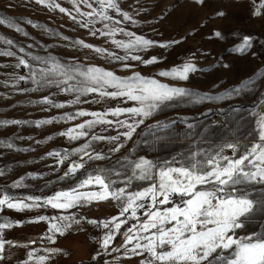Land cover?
I'll return each mask as SVG.
<instances>
[{"label": "snow or ice", "instance_id": "6c2138e0", "mask_svg": "<svg viewBox=\"0 0 264 264\" xmlns=\"http://www.w3.org/2000/svg\"><path fill=\"white\" fill-rule=\"evenodd\" d=\"M35 2L52 11L58 9L80 28L87 29L90 36L105 38L115 48L123 50L124 55L109 52L107 48L94 46L83 39L72 40L71 47L94 50L98 55L123 62L125 69L134 67L129 61L139 62L144 66L156 65L160 63L157 56L145 58L143 53L154 47L168 48L171 44L181 42L175 40L160 43L131 30L127 25L135 26L139 23L136 18L138 13L123 10L120 0H68L70 8L62 6L56 0ZM196 2L202 4L203 0ZM262 9L264 0L255 4L254 15L260 16ZM218 15L222 16L223 13ZM27 23L33 27H41L31 20ZM0 25H7L22 32L24 36L28 35L23 28L6 18L0 17ZM45 31L50 29L45 28ZM214 35L222 37L219 31ZM64 39L67 40L68 37ZM0 41L17 47L11 39L0 36ZM251 46V36H244L234 51L244 54ZM28 47L32 48L34 45ZM18 51L23 55L17 56L10 49H0V56L16 57L14 67L27 70L26 75L15 76V84L30 82L32 87L18 89L19 92L55 88L74 97L67 104L57 103L52 98L55 93L30 101L48 106L44 111L88 103L89 101L81 98L90 95L101 100L119 99L126 105L105 111L81 108L36 121L0 120V126L33 123L36 128H40L57 122L88 118L58 132L59 136L69 141L90 137L87 142L71 151L52 150L46 154L47 157L55 158L56 164L61 166L72 157H78L71 160L63 175L58 178L60 180L75 178L86 169L88 161L109 159V154L119 153L128 141L133 140L137 130L146 121L155 118L167 107L181 103L202 104L231 100L252 91L253 86L264 79V70H261L223 93L201 94L185 87L171 86L154 77H145L139 72L121 77L101 66H85L75 61L62 62L51 54L34 55L22 46ZM198 70L189 61L160 71L157 75L176 81H188L190 74ZM260 105H264V99L260 101ZM233 111L239 112L240 109L233 108ZM249 115L254 117L253 128L243 139L224 140L209 144L208 147L194 146L188 152L178 153L159 163L143 157L130 159L126 156L118 161L120 169L98 168L85 171L71 188L58 190L47 196L18 197L0 189V213L6 209L17 213L39 209L54 210L57 214L37 215L29 223H45L47 227L41 239L55 245L58 237H64L74 226H79L82 219H86L78 218L72 209L111 200L118 208L116 215L100 220H87L88 224L102 229L97 256L122 251L127 259L139 258L138 264H264V220H257V217L264 218V107L260 111L254 109ZM183 122L188 129H193L192 123L187 120ZM175 123L174 120L157 121L147 127L152 132L153 129H168ZM97 126H102L104 131L111 129L116 134H94L92 130ZM52 139V136L48 137V140ZM93 142H106L110 147L107 152L94 151ZM0 148L28 150L17 149L14 143L5 141H0ZM129 170L130 174H127ZM4 175L5 170L0 169V177ZM28 176L38 178L33 173H28ZM134 182L143 184L134 187ZM11 187H26L24 177L15 180ZM125 225L128 226L125 228ZM16 226H22V222L11 219L0 222V260L6 258V246L13 243L4 238L5 231ZM246 228L259 230L241 234ZM118 236L122 237V243L117 247L114 244ZM63 251L57 247L33 249L28 252L26 264H49L52 257ZM104 264H108V261Z\"/></svg>", "mask_w": 264, "mask_h": 264}, {"label": "rangeland", "instance_id": "374dc122", "mask_svg": "<svg viewBox=\"0 0 264 264\" xmlns=\"http://www.w3.org/2000/svg\"><path fill=\"white\" fill-rule=\"evenodd\" d=\"M56 2L66 8L71 7L68 0H56ZM259 2L260 0H255V3L253 0H203L200 4L196 0H120L123 10L138 13L136 18L139 23L135 26L127 25L131 30L160 43L181 41L179 44H171L168 48L154 47L143 53L145 58L157 56L160 63L144 66L139 62L129 61L128 63L133 64L134 67L125 69L123 62L98 55L94 50L79 46L71 47L72 40L83 39L94 46L105 47L109 52L124 55L123 50L115 48L105 38L90 36L87 29L80 28L58 9L49 10L43 5H38L35 0H0V17L19 25L28 33L24 36L22 32H17L7 25H0V36L13 40L17 45L12 47L0 41V49H10L20 56L23 54L19 53L18 48L22 46L34 55L51 54L62 62L75 61L85 66H101L121 77L139 72L145 77H154L171 86L185 87L201 94L223 93L232 86L253 77L258 71L264 70V9L261 10L260 16L254 15L255 4ZM221 12L223 15H218ZM28 20L41 27H33L32 24L27 23ZM45 28L50 31H45ZM216 31L221 32V38L214 35ZM244 36H251L252 46L246 53L240 54L234 49L242 42ZM64 37L68 39L65 40ZM28 45L34 47L29 48ZM189 61L199 70L190 74L188 81H176L157 75L160 71L169 70ZM16 63V57L0 56V120L36 121L50 119L81 108L88 111H105L109 108L126 106L119 99L101 100L97 96L90 95L81 98L89 101L88 103L44 111L43 109L48 106L30 101H37L45 95L55 93L52 98L57 103L67 104L74 97L55 88L37 92H19L18 89L32 85L23 81L15 84V76L27 74V70L16 69L14 67ZM262 99H264V79L259 80L252 91L231 100L202 104L181 103L167 107L155 118L146 121L145 125L137 130L133 140L128 141L119 153L109 154V159L88 161L86 169L78 173L75 178L69 177L64 180L58 178L63 175L71 160H76L78 157H72L61 166L56 164L55 158L47 157L46 154L52 150L71 151L87 142L90 137L69 141L59 136L58 132L88 118L57 122L40 128H36L33 123L0 126V141L12 142L17 149H28L17 151L0 148V169L5 170V175L0 177V189L18 197L47 196L55 191L71 188L78 179L82 178L85 171L98 168L120 169L121 165L118 161H122L126 156L130 159L143 157L159 163L177 156L178 153L188 152L194 146L208 147L209 144H217L224 140L243 139L253 128L254 117L249 113L254 109L260 111L264 107L260 105ZM97 100L99 102H96ZM233 108H239L240 111L234 112ZM173 120L176 123L168 129H153L152 132L148 130L147 126L157 121ZM184 120L192 123L193 129H188ZM92 132L99 135L116 134L111 129L104 131L102 126H97ZM49 136L53 139L48 140ZM109 147L106 142H93L94 151L107 152ZM28 173H33L38 178H31ZM127 174H130V170ZM20 177H24L26 187L13 189L11 185ZM142 184L143 182H134V187ZM71 211L78 218L86 219H82L81 224L74 226L64 237H58L55 245L41 239L46 231L45 223H29V220L37 215L57 214L54 210L39 209L17 213L6 209L0 213V222L4 219L22 222V226L5 231L4 238L13 243L11 246H6L4 253L6 258L0 260V264H26L29 251L42 250L44 247L64 250L62 254L52 257L49 264H104L105 261H108V264H138L139 258L127 259L122 251L97 256L98 239L102 235V229L88 224L87 220H100L116 215L118 208L115 202L109 200L94 203L89 207ZM257 220L261 221L264 218L257 217ZM252 230L259 229L246 228L241 234ZM121 243L122 237L118 236L114 246L118 247ZM94 256L97 258L93 259Z\"/></svg>", "mask_w": 264, "mask_h": 264}, {"label": "crops", "instance_id": "0c3cea01", "mask_svg": "<svg viewBox=\"0 0 264 264\" xmlns=\"http://www.w3.org/2000/svg\"><path fill=\"white\" fill-rule=\"evenodd\" d=\"M207 140H208V138H207Z\"/></svg>", "mask_w": 264, "mask_h": 264}]
</instances>
